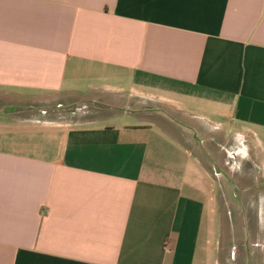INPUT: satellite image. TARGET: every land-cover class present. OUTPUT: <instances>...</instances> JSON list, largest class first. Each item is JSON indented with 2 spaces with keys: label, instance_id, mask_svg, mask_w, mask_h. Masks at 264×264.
Listing matches in <instances>:
<instances>
[{
  "label": "crops",
  "instance_id": "0c3cea01",
  "mask_svg": "<svg viewBox=\"0 0 264 264\" xmlns=\"http://www.w3.org/2000/svg\"><path fill=\"white\" fill-rule=\"evenodd\" d=\"M0 264H264V0H0Z\"/></svg>",
  "mask_w": 264,
  "mask_h": 264
}]
</instances>
